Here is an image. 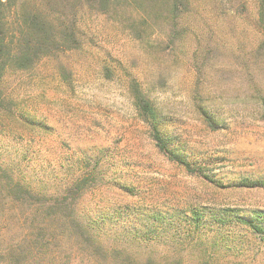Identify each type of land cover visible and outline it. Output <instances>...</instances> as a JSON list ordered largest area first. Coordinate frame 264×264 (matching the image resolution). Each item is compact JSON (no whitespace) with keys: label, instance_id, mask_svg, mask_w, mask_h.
<instances>
[{"label":"rangeland","instance_id":"374dc122","mask_svg":"<svg viewBox=\"0 0 264 264\" xmlns=\"http://www.w3.org/2000/svg\"><path fill=\"white\" fill-rule=\"evenodd\" d=\"M152 1L114 0L104 7L71 1L67 11L77 12L83 48L60 57L64 72L58 61L45 60L7 78L25 117L50 132L0 134V165L47 195L86 180L78 214L105 219L96 227L105 246L120 247L115 240L141 234L146 239L129 250L143 262L153 256L175 264H264V243L236 222L205 229L185 249L192 242L189 224L178 213L207 207L211 222L221 209L248 217L264 211V185L249 183L264 182L261 1L190 0L181 5L175 31L166 29V13L151 16ZM131 80L161 110L162 130L175 148L205 166V175L190 173L156 147ZM29 207L9 201L2 210L0 264H96L69 234L49 232L45 246L34 243ZM162 218L166 223L157 225ZM158 226L167 228L158 232L161 241L148 243ZM227 233L245 245L231 240L229 248L212 249Z\"/></svg>","mask_w":264,"mask_h":264},{"label":"trees","instance_id":"16d2710c","mask_svg":"<svg viewBox=\"0 0 264 264\" xmlns=\"http://www.w3.org/2000/svg\"><path fill=\"white\" fill-rule=\"evenodd\" d=\"M72 0H0V134H9L15 138H22L29 134H45L50 129L38 124L23 113V101L15 96V90L8 84L7 78L11 74L26 73L36 70L45 60L59 62L58 70L62 74L65 67L61 66L60 57L72 51L83 48L82 33L79 26L77 12L69 9ZM92 1V0H91ZM99 2L101 7L114 0H93ZM260 7V25L264 30V0ZM53 3V4H52ZM190 0H153L149 6V12L159 11L167 14L164 22L174 31L181 25L179 12L181 5L190 6ZM188 9V8H187ZM74 12V13H73ZM183 15V14H182ZM183 25V24H182ZM131 90L135 98V104L140 117L150 125V136L156 147L170 160L184 166L190 173L206 174L205 166H198L190 162L181 151L175 148L174 138L162 130V112L156 106L150 95L147 94L136 80H131ZM202 114L206 115L203 110ZM209 124L213 122L206 117ZM252 187L264 185L263 181H251ZM86 180L78 179L69 185L63 193L47 195L36 192L23 180L15 178L13 171L7 166L0 165V215L3 209H7L9 201L12 203H27L32 211V235L34 243L44 245L49 232L51 236L56 234H69L76 238L84 248L89 250L90 257L96 264H175V262L155 261L149 256L144 262L139 260L129 248L137 241L142 243L146 238L141 234L130 236L123 240H115L114 243L122 246H105L100 241V234L96 227L104 224V218L98 220H84L76 211L78 200L84 194ZM34 203V204H33ZM206 207L203 210L193 209L190 213L178 212L188 225L187 239L192 240L185 249L193 247V242L201 236L207 228L214 229V225L220 227L231 226L232 222L240 224L248 229L251 236L264 243V211L253 212V217L240 216V211L235 208L217 210L213 213L212 221L206 218ZM208 213H211L208 212ZM209 217V216H208ZM158 219V218H157ZM161 219V217H160ZM166 220L157 222L163 225ZM55 227V228H53ZM219 227V228H220ZM160 230L166 227H157L151 241H161L158 235ZM217 242H212V249H226L233 242L245 245L243 238L231 237L229 233L220 236ZM235 238V239H234ZM202 251L205 257L209 254L205 242ZM199 244L194 245L197 247ZM92 261V262H94ZM181 264L180 262H176ZM204 260L200 264H208Z\"/></svg>","mask_w":264,"mask_h":264}]
</instances>
